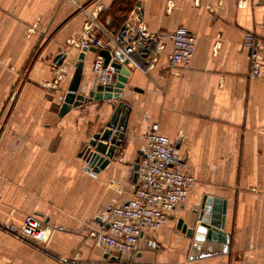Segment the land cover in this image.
<instances>
[{
    "label": "crops",
    "instance_id": "crops-1",
    "mask_svg": "<svg viewBox=\"0 0 264 264\" xmlns=\"http://www.w3.org/2000/svg\"><path fill=\"white\" fill-rule=\"evenodd\" d=\"M138 2L152 32L185 27L197 36L196 51L179 74L169 73L173 44L166 38L150 74L131 68L121 97L131 107L126 138L116 159L93 172L80 153L116 101L86 102L59 115L80 52L71 42L88 20L118 30ZM246 33L264 42V0H0V264L109 262L90 232L100 210L132 197L133 165L153 123L195 183L174 219L144 234L131 263L264 264V78L250 76ZM63 52L68 76L53 90V60ZM97 54L86 53L82 93L96 80ZM205 195L227 201L230 251L191 260L193 241L177 219L193 223ZM27 215L53 228L47 243L17 235Z\"/></svg>",
    "mask_w": 264,
    "mask_h": 264
},
{
    "label": "built area",
    "instance_id": "built-area-1",
    "mask_svg": "<svg viewBox=\"0 0 264 264\" xmlns=\"http://www.w3.org/2000/svg\"><path fill=\"white\" fill-rule=\"evenodd\" d=\"M169 38L173 49L169 57V73L179 74L180 68L190 64L197 46V36L185 27H179L169 34L152 32L144 19V8L138 2L132 8L124 24L114 32H105L92 20L85 23L83 34L73 40L80 50L96 47L110 52V61L103 67L104 58L97 54L93 72L97 82H110L116 75L113 62L124 64L129 70L136 68L144 74L155 69L160 52ZM243 46L249 50L252 78H264V42L253 33H246ZM123 55L122 60L119 55ZM53 90L68 76L69 65L54 63ZM167 72V71H166ZM167 72V73H168ZM52 82V83H53ZM60 98V105L63 97ZM144 155L140 157L137 182L130 200L126 203H112L100 210L98 218L103 222L91 230L95 243L104 248L110 256L120 257V262L132 264L131 259L140 252V240L145 233L164 228L176 207L187 201L195 183V177L182 165L175 144L159 131V124L149 126L146 134ZM53 228L35 215L24 217L18 236L45 244ZM151 249L158 248L155 241H149Z\"/></svg>",
    "mask_w": 264,
    "mask_h": 264
},
{
    "label": "water",
    "instance_id": "water-1",
    "mask_svg": "<svg viewBox=\"0 0 264 264\" xmlns=\"http://www.w3.org/2000/svg\"><path fill=\"white\" fill-rule=\"evenodd\" d=\"M87 52L98 53L104 58L103 67H107L110 61V52L105 49L98 50L96 47L82 48L78 54V60L74 66L67 92L63 97L59 109V115L63 117L72 108L83 105L86 102L114 100L112 103L113 113L105 127L93 134L89 143L81 151L80 156L87 163V169L93 172H99L110 165L112 160L116 159V151L122 146L126 138L128 121L131 107L121 99L126 84L128 83L131 70L125 65L128 60H124L123 55L119 57L124 60V64L113 62L112 66L116 69V75L110 82L102 83L94 81L92 88L86 93L80 91L83 78L84 61ZM68 57L67 52L58 54L54 58V63L61 65ZM136 91L142 92V89L135 88ZM144 155L141 150L133 165V182H137L139 160ZM193 213L196 219L193 223H188L183 217L177 219V229L192 239V254L190 259L197 257L200 259L212 257L214 255L225 254L230 251V236L225 231L227 201L220 197L205 195L202 198L199 208L194 209ZM174 219V216L171 217ZM100 225L103 222L100 218L96 219ZM196 253H199L196 255ZM105 257L109 260L100 264H127L120 262V257L111 255L107 252Z\"/></svg>",
    "mask_w": 264,
    "mask_h": 264
},
{
    "label": "rangeland",
    "instance_id": "rangeland-1",
    "mask_svg": "<svg viewBox=\"0 0 264 264\" xmlns=\"http://www.w3.org/2000/svg\"><path fill=\"white\" fill-rule=\"evenodd\" d=\"M52 84H54V82L52 83ZM133 264V263H132ZM190 264V263H189Z\"/></svg>",
    "mask_w": 264,
    "mask_h": 264
}]
</instances>
